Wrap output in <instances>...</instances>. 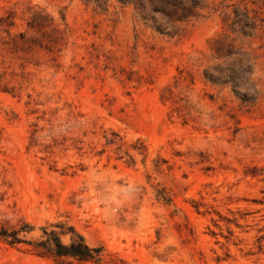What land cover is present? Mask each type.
<instances>
[{"label":"rangeland","instance_id":"1","mask_svg":"<svg viewBox=\"0 0 264 264\" xmlns=\"http://www.w3.org/2000/svg\"><path fill=\"white\" fill-rule=\"evenodd\" d=\"M185 2L0 0V227L264 264V0ZM0 264L58 263L0 237Z\"/></svg>","mask_w":264,"mask_h":264},{"label":"trees","instance_id":"2","mask_svg":"<svg viewBox=\"0 0 264 264\" xmlns=\"http://www.w3.org/2000/svg\"><path fill=\"white\" fill-rule=\"evenodd\" d=\"M144 7L149 4L152 10L160 11L172 19L182 20L190 13L193 5L185 0H138ZM33 225L24 222L20 227L2 225L0 237L10 244L26 243L29 250L38 256L52 258L58 264H119L106 258L102 246H91L85 237L73 226L64 223H49L41 227L42 234L37 238L26 239L22 233H29ZM69 235L65 242L63 236ZM122 264L124 262L122 261Z\"/></svg>","mask_w":264,"mask_h":264}]
</instances>
